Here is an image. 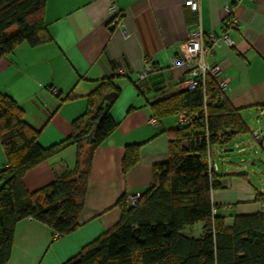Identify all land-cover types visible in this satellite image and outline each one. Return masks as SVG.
Instances as JSON below:
<instances>
[{
    "label": "crops",
    "instance_id": "1",
    "mask_svg": "<svg viewBox=\"0 0 264 264\" xmlns=\"http://www.w3.org/2000/svg\"><path fill=\"white\" fill-rule=\"evenodd\" d=\"M184 1L46 0L44 23L52 40L38 46L22 43L0 58V91L14 98L25 119L41 130L38 141L43 147L71 133L72 121L86 111L88 95L101 79L111 77L119 88L109 107L117 126L94 150L78 225L56 235L36 219L18 221L6 264H63L119 221L116 201L123 194H140L151 184L153 166L168 157L167 130L179 120L170 115L158 118V125L150 124L148 119L156 117L150 104L186 89L185 67L171 65L170 60L192 22L221 35L226 7L233 4V0H198V10L192 11ZM233 7L239 26L227 31L232 44L214 46L207 61L219 66V77L227 80L224 97L240 109L249 128L232 139L240 154L244 143L251 148L264 143L263 134L257 142L251 137L260 126L250 128L264 118V0H242ZM121 64L124 71L116 74ZM146 65L155 70L140 78ZM128 144H140L139 159L123 172ZM224 146H214L213 151L220 161H234L223 157ZM76 152L75 145L67 146L27 170L22 177L26 189H39L72 169ZM7 166L0 143V169ZM222 173L221 188L211 192L215 215L231 225L236 214H264L262 189L251 187L229 169Z\"/></svg>",
    "mask_w": 264,
    "mask_h": 264
},
{
    "label": "trees",
    "instance_id": "2",
    "mask_svg": "<svg viewBox=\"0 0 264 264\" xmlns=\"http://www.w3.org/2000/svg\"><path fill=\"white\" fill-rule=\"evenodd\" d=\"M45 3L0 0V58L22 43L38 46L52 40L44 23ZM107 91L119 93L111 77L101 79L88 95V108L72 121L71 133L48 147L40 145L41 130L25 119L19 103L0 91V143L8 164L0 169V264L8 261L18 221L36 219L58 235L78 225L94 150L117 126L109 112L116 96L105 108H95ZM150 107L159 119L187 116L186 122L167 130L166 161L153 166L152 182L134 205H127L126 193L116 201L119 221L63 264H264V214H236L227 225L213 213L217 206L211 192L221 188L219 177L224 175L208 170V151L249 132L240 109L209 76L204 85ZM70 145L77 149L74 167L28 191L22 181L25 172ZM139 146H125L123 172L138 161ZM195 222H203L201 234H185Z\"/></svg>",
    "mask_w": 264,
    "mask_h": 264
},
{
    "label": "built area",
    "instance_id": "3",
    "mask_svg": "<svg viewBox=\"0 0 264 264\" xmlns=\"http://www.w3.org/2000/svg\"><path fill=\"white\" fill-rule=\"evenodd\" d=\"M242 0H233V4H238ZM229 5L226 7V17L222 22V32L221 35L217 36L213 32H205L202 29L200 22H192L188 25L187 28V36L186 39L177 46V52L174 57L171 58L170 64H182L185 67V75H186V89H194L199 84L204 85L205 78L207 76L212 77L215 81L216 86L224 92L227 87V80L219 77L220 68L218 65H211L207 61V55L213 51L214 46H218L222 43H226L228 45L232 44V41L227 35V31L229 29L237 28L239 26L238 18L234 15V7ZM184 5L187 6L192 11L198 10V0H185ZM114 11V7H112ZM122 13L118 12V15ZM119 18V17H118ZM120 19L114 21L115 23H119ZM124 65L116 68V74H121L124 71ZM155 67L152 65H146L139 73V77L143 78L146 76L148 72H153ZM49 91L56 95L55 88H49ZM71 97V96H69ZM205 103L207 99H204ZM179 122H186L187 116L184 113H180L178 115ZM148 122L152 125H158L159 121L156 117H150ZM251 137L253 142H257L261 139V131L260 128H256L251 131ZM212 151H208V170L216 171L217 165L214 162V158L212 156ZM238 151H242L239 149ZM243 160V159H242ZM139 198V194L128 193L126 194V203L128 206L134 205ZM56 235H58L56 233Z\"/></svg>",
    "mask_w": 264,
    "mask_h": 264
},
{
    "label": "rangeland",
    "instance_id": "4",
    "mask_svg": "<svg viewBox=\"0 0 264 264\" xmlns=\"http://www.w3.org/2000/svg\"><path fill=\"white\" fill-rule=\"evenodd\" d=\"M260 126L261 134L264 135V118L258 124L251 125L252 127ZM239 138H237L238 141ZM244 152L238 154L236 148H234L233 140L226 143L222 148L224 151V158H235L234 161H220L221 158L218 156V153L212 151V156L214 158V162L218 166V174L223 175L222 171H226L229 169L231 173H236L234 170L237 167H241L239 171L236 173L242 174V179L247 182L251 187H255L257 190L262 189L264 194V143L260 146L258 143L255 144L253 148L248 147V143H244ZM255 150V154L253 153ZM243 157L245 161H239V159ZM203 222H195L191 226L184 229L185 234H190L192 236L198 237L201 234Z\"/></svg>",
    "mask_w": 264,
    "mask_h": 264
},
{
    "label": "water",
    "instance_id": "5",
    "mask_svg": "<svg viewBox=\"0 0 264 264\" xmlns=\"http://www.w3.org/2000/svg\"><path fill=\"white\" fill-rule=\"evenodd\" d=\"M116 96V92L115 91H107V92H104L101 97H99L97 100H96V109L98 108H105L109 102L111 100L114 99V97ZM90 138H91V133L87 136V141H90Z\"/></svg>",
    "mask_w": 264,
    "mask_h": 264
}]
</instances>
